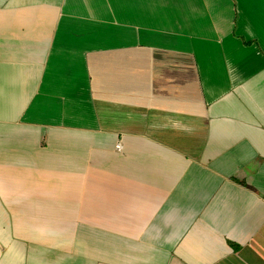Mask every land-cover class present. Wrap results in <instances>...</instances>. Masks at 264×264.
I'll return each instance as SVG.
<instances>
[{
    "label": "crops",
    "instance_id": "obj_1",
    "mask_svg": "<svg viewBox=\"0 0 264 264\" xmlns=\"http://www.w3.org/2000/svg\"><path fill=\"white\" fill-rule=\"evenodd\" d=\"M0 264H264V0H0Z\"/></svg>",
    "mask_w": 264,
    "mask_h": 264
},
{
    "label": "built area",
    "instance_id": "obj_2",
    "mask_svg": "<svg viewBox=\"0 0 264 264\" xmlns=\"http://www.w3.org/2000/svg\"><path fill=\"white\" fill-rule=\"evenodd\" d=\"M118 149H122V144L121 143L118 144Z\"/></svg>",
    "mask_w": 264,
    "mask_h": 264
}]
</instances>
